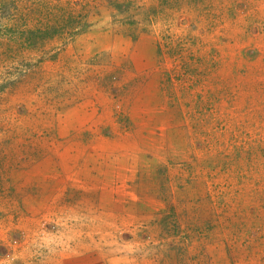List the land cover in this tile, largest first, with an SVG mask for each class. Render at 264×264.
Here are the masks:
<instances>
[{"label":"rangeland","instance_id":"obj_1","mask_svg":"<svg viewBox=\"0 0 264 264\" xmlns=\"http://www.w3.org/2000/svg\"><path fill=\"white\" fill-rule=\"evenodd\" d=\"M100 135L145 215L55 195L49 153L87 177ZM0 264H264V0H0Z\"/></svg>","mask_w":264,"mask_h":264},{"label":"crops","instance_id":"obj_2","mask_svg":"<svg viewBox=\"0 0 264 264\" xmlns=\"http://www.w3.org/2000/svg\"><path fill=\"white\" fill-rule=\"evenodd\" d=\"M92 112V111H91ZM106 112V111H105ZM104 110L100 111V113L103 115L105 114ZM106 115V114H105ZM138 114L130 113L129 116H135ZM92 116V113H91ZM93 123H99L103 124L106 126L104 129H107L108 125L105 121H94L92 120ZM158 122L156 121H150L147 125L140 124V127H138L136 130H134L135 134H138L140 138L144 137L143 134L146 132H150L153 129L160 131H165V128H158V126L155 128L154 125ZM144 123V122H143ZM144 125V126H143ZM159 126H164V123L162 121L159 124H156ZM90 126V125H89ZM77 125H73L72 129H76ZM79 133V131H77ZM101 136V135H100ZM98 144L95 142H91V144L95 143L93 145V150L95 152H99L100 155L95 157L94 155H85V158L81 160L82 165L88 168H90L89 174L87 173L88 169L85 170V174L88 175L87 177L85 175L79 174L78 176H69L64 173L65 169L64 167H61L59 160H58V155L61 153V156L63 158L71 159V163H69V167L67 169H72L74 166H78L77 163L79 162L77 158L70 156L68 152H65L63 149L64 147H61V150L59 153L55 154V152H51L50 157H51V167L56 169L57 174L52 178L51 183L55 185L56 188H60L55 195L57 196H62L66 192L64 185L65 183L72 182L70 189L71 191L75 190L77 186H74L75 183L73 181L79 182V184L83 181L87 182V188L88 189H95L96 193L98 196L103 197V209L101 210L102 213L104 214H111V213H118L119 209L120 212H122V215L129 214L132 216L136 212H129L127 211L128 209L126 207L124 208H119V209H113L116 205H120V203H124V206L126 204H129L132 206V208H140L142 207L143 210V215H145L146 205L149 200H151V189L149 186L144 185V180L141 175L138 176V172H134L131 166L128 167V162L127 164L121 161H118L116 159V150L112 148V144L109 142L108 138L104 137H97ZM41 144V143H40ZM47 153V151H45ZM48 154V155H49ZM115 155V160L111 162H106L103 160L104 158L112 157ZM48 155H40L36 160H31V161H24L23 163H20V166L18 168L19 171V181H18V186L21 187V189L25 188V183L24 185L21 186L20 184L22 183L21 181H24V177H27L26 182H29V177L33 179V182L35 185H40L43 182H48L50 180L51 176L45 177L44 175H41L42 172V161L45 157ZM77 160V161H76ZM40 161V163H39ZM41 164V166H40ZM126 165V167L124 166ZM60 169L62 172H60ZM94 172V173H92ZM41 176V177H39ZM76 178V179H75ZM23 179V180H22ZM71 180V181H70ZM55 183V184H54ZM49 185V184H48ZM18 189V188H17ZM22 189V190H23ZM26 189V188H25ZM48 190V189H47ZM20 191V190H19ZM51 195L49 197H54L52 195V192H49ZM46 195V194H44ZM48 197V196H47ZM120 198V201H119ZM118 200V201H117ZM125 214V215H126Z\"/></svg>","mask_w":264,"mask_h":264},{"label":"trees","instance_id":"obj_3","mask_svg":"<svg viewBox=\"0 0 264 264\" xmlns=\"http://www.w3.org/2000/svg\"><path fill=\"white\" fill-rule=\"evenodd\" d=\"M73 21H71L70 23H72ZM62 26H63V24H61ZM54 28V27H53ZM49 29H51L52 30V28L50 27ZM49 29H47V38H49L51 35H52V33L50 32V30ZM36 36H38V38H34V41L36 40V39H40V41L43 39V36H41L40 37V34L41 33H38V32H36V33H34ZM42 34H44V33H42Z\"/></svg>","mask_w":264,"mask_h":264}]
</instances>
